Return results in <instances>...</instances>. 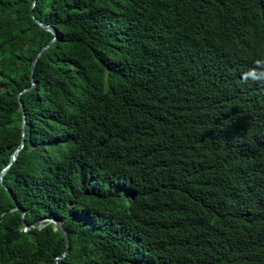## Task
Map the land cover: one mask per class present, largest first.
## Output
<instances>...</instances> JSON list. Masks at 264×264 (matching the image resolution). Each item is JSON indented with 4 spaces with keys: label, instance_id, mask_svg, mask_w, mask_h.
<instances>
[{
    "label": "trees",
    "instance_id": "16d2710c",
    "mask_svg": "<svg viewBox=\"0 0 264 264\" xmlns=\"http://www.w3.org/2000/svg\"><path fill=\"white\" fill-rule=\"evenodd\" d=\"M31 2L0 0V264H264V0H34L30 77Z\"/></svg>",
    "mask_w": 264,
    "mask_h": 264
},
{
    "label": "water",
    "instance_id": "95a60500",
    "mask_svg": "<svg viewBox=\"0 0 264 264\" xmlns=\"http://www.w3.org/2000/svg\"><path fill=\"white\" fill-rule=\"evenodd\" d=\"M33 4H34V0H32V2H31L30 10H29V14L31 15V18H32L33 22L36 23V24H37L39 27H41L42 29H44V30L50 32V33L52 34V37H51V39L48 41V43L45 44V45H43V46L37 51V53L34 55L32 61H31V64H30V71H29V73H30V77L32 76V70H33V67H34V63H35L36 59L38 58V56L40 55L41 51L44 50L46 47H48L50 44H52V43L55 41V39H56V29H55L54 27H52V26L46 24V23H43V22L37 20V19L33 16V14H32V9H31ZM31 85H33V82L31 83ZM29 88H30V86L27 87V88H24L22 91L27 90V89H29ZM20 93H21V91L18 92L17 95H19ZM17 101H18V103H19V107H20V109H21V113H22V117H21V140H20V143L15 147V149H14V150L12 151V153L10 154V158H9L8 163H7L5 166H3V167L1 168V170H0V185H1V186H2L7 192H8V190L5 188V186H4L3 182H2V175H3V173L8 169L9 165H10V164L14 161V159L16 158V154H17V152L22 148V145H23V135H24V127H25V118H24V116H23L22 106H21V102H20L19 98H17ZM11 199H13L12 196H11ZM14 209H19V211H20V218H21V223H22V226H23V230H27V229H29V228H40V227L42 226L41 223H42L43 221H46V222H48V223H51L53 229H58V230L60 231V233L62 234L63 238H64V241H65V249H64L63 253H62L61 255L55 257V259L60 258V257H62V256L64 255V253L66 252V248H67L66 246H67V243H68V238H67L66 231H65V229L63 228V226L60 224V222H58L56 219H54V218H52V217H46V216H43V217H41V218L35 220L32 224L28 225V224H26L25 221H24L23 210H22L17 204H15Z\"/></svg>",
    "mask_w": 264,
    "mask_h": 264
}]
</instances>
